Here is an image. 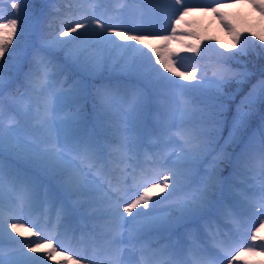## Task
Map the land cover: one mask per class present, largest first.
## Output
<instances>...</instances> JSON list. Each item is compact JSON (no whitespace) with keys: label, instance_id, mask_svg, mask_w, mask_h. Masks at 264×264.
<instances>
[{"label":"snow or ice","instance_id":"6c2138e0","mask_svg":"<svg viewBox=\"0 0 264 264\" xmlns=\"http://www.w3.org/2000/svg\"><path fill=\"white\" fill-rule=\"evenodd\" d=\"M30 2L18 0L12 4L25 13L19 33L17 19L0 23V61L7 53L9 59L5 63L14 61L27 86L39 91L47 90L59 74L61 66L55 62L58 55L93 74L118 69L134 83L123 89L112 85L96 88L92 108L96 119H103L119 108L136 129L145 122L155 104L162 116L160 136L178 138L180 151L172 158L166 153L146 156L147 168L121 169L127 175L115 184L109 183L105 189L91 175L93 170L100 171L103 146L93 137L77 138L74 125L79 124L81 112L68 113L63 118L54 114L57 108L53 104L60 105L71 97L58 94L55 101L49 97L35 115L23 97L15 100L12 109L15 114L9 122L4 124L0 116V264H31L35 257L29 253H44L47 261L54 264H68V261L95 264L94 257L101 251L102 264H149L148 255L161 257L159 264H249L239 260L241 251L252 254H257V249L264 251V236H258L264 228V219L257 221L255 231H249L252 243L241 242L237 237L250 210L264 217V123L250 132L256 106L264 105V73L235 113L230 114L231 98L224 91L225 85L233 80L242 83L248 74L234 73L224 62L212 70L210 77L199 65L184 68L178 54L169 51L167 43L175 39L177 27H170L171 35L145 30V13L140 6L147 0H114L116 7L112 14L105 8L108 0H81L76 9L80 18L51 37L41 34L39 18L28 14ZM172 2L179 5L178 18L174 19L179 26L192 8L186 0ZM216 3L210 10L223 21L226 17L219 0ZM251 3L264 16V0H251ZM129 5L139 9L138 21L134 24L123 15ZM225 26L237 43H241L240 32L230 23ZM89 33L93 35L89 37ZM253 35H259L264 41V34ZM17 36L19 39L13 46ZM151 39L164 41V46L158 48L146 43ZM189 51L198 52V46L190 45ZM246 54V49L241 47L233 55ZM10 86L4 80L0 63V110ZM80 91L72 90V97L79 96ZM169 95H173L176 105L171 120L169 105L163 99ZM29 118L35 120L36 128L48 134V140L37 142L21 134V121ZM257 144L258 153L255 152ZM234 146L240 147L238 153L229 151ZM6 157L26 161L37 175L6 165ZM85 164L89 165L88 169L82 166ZM227 167H232L229 180L223 177ZM254 170L260 176L256 190L244 186L245 181L240 179ZM39 177L55 181L64 193L90 196V203L103 205L102 217L93 214L103 224L98 225L102 243L98 248L93 247L91 257L75 253L78 258L68 256L63 262L57 261L58 248L53 243L56 237H43L42 230L33 231L34 227L39 228L38 224L28 227L30 221L21 222L26 212L52 203L53 190L45 187ZM157 205L163 206L157 208ZM71 211V205L56 207L52 203L50 215L60 221ZM217 222L229 227V231H224ZM47 226H53L51 220ZM180 227L186 229V239L180 238L163 247L153 243L154 234L171 233ZM16 236L38 239L17 240ZM6 239L23 245L18 255L4 250ZM72 240L76 242L75 234ZM257 240L259 244L254 243ZM58 243L62 246V241Z\"/></svg>","mask_w":264,"mask_h":264},{"label":"rangeland","instance_id":"374dc122","mask_svg":"<svg viewBox=\"0 0 264 264\" xmlns=\"http://www.w3.org/2000/svg\"><path fill=\"white\" fill-rule=\"evenodd\" d=\"M37 1H41V0H37ZM147 2H151V3L143 5L145 8V12H144L145 15L143 21L145 30L162 33L164 35H171L170 27H177V35L175 39H172L167 43H168L169 51L178 54L177 58L183 64L184 68H191L195 65H199L202 69H205L207 71V75L210 77L212 74V70L216 66H218L220 62H224L225 66L231 69L232 72L248 74V78L243 80L242 83H237L235 80H233L227 85H225L224 91L227 94V96L231 98V102L229 103V111L230 114H234L236 107L240 104L241 100H243L244 97L251 90L252 85H254L261 78V75L256 76L250 71L249 68V66L256 65L257 61H264V41H261L259 39V35H253V33L264 34V16L261 15L259 9L253 7L251 0H219V4L221 5V12L226 17V19L222 21L219 15L213 13L210 10L211 7L217 6L216 0L207 6H203L202 3H204V0H186L188 6L192 8V11L187 16L184 17V19L180 22L179 26H176L174 23V19L178 18V14L176 10L177 8H179V5H174L172 0H147ZM13 3L15 2L12 1L8 3L7 9L12 11L13 14L16 12L14 19H17L18 21L17 31L19 33L20 21L25 15V13L22 11V9L12 8ZM205 8H208L209 10L205 11ZM130 12L124 11L123 15L130 23L134 24L138 21L139 11L137 12L135 9H132L131 14H129ZM28 14L36 17V14L32 11V2H30L28 5ZM0 15H1L0 18H2L0 19V23H6L7 21L11 20L5 17L3 8L1 6H0ZM170 19H171V23H170ZM229 23L233 27H235L238 32H240L241 43H237V41L234 39L233 34L225 26L226 24ZM39 30L41 34H43L46 37L55 36L58 33L56 31L55 32L50 31L51 28L48 25L41 28V24H40ZM190 33H195V35H191ZM92 35L93 33L88 34L89 37ZM84 38H88V37H84ZM16 39H19V36L14 38L13 46H16L15 43ZM146 43H151L152 46L154 47L162 48L165 42L156 39H151L149 41H146ZM190 45L198 46V52L189 51ZM241 47H244L246 49L247 54L233 55L234 53H238ZM145 50L150 51V49L147 48ZM221 53H223L224 55H221ZM8 59H9L8 54L6 53L5 57L3 58L2 61H0V63L3 64V76L5 82L6 83L10 82L11 84H13L14 82H17L16 81L17 75H21L22 73H19L18 70L14 67V61L5 63V61H8ZM198 60L202 61V63L200 62L197 63L196 61ZM69 62L74 67L78 68V70L82 72L84 75H87L89 77L98 75L91 73L85 68L73 64L71 61ZM115 70L116 72L118 71V69ZM181 70H183V68ZM24 71H27V68H25ZM58 76L59 74L56 76V79L51 82L50 86L45 91H39L27 86V83L24 80V76H23V81L19 84H16L15 86V89H17L19 86L20 87L22 86V91H17V94H19V96L16 97L14 95L12 98H10L12 100L10 99L6 100L5 98H3L2 111L3 110L5 112L9 111L11 108L10 105H14L15 100H19L21 97H23L24 103L31 105L33 114L35 115L37 110L41 109V105L44 103V101L47 98L51 97L53 101H55V97L58 94H66L69 97H71V100L65 101L60 105H55L54 103L53 106L56 107L57 110L59 108H62L63 106H66L67 104H69V102H72L74 97H72V91L68 89L58 90L56 91L57 93L54 94L53 85L54 82L58 81L57 78ZM115 82L116 85L115 84L114 85L120 87L121 89L126 88L125 86H123L125 85V83H131V84L134 83L133 81H125L124 79H116V78H109L108 80L105 81V83H115ZM117 82H121V83H117ZM99 85L101 86V84ZM245 86L246 89L243 90ZM75 90H81L79 96H76L80 100V102H85L87 99H89L90 102L93 101V99L90 98V96H87L90 89L89 86L86 85L85 83H79ZM174 91L175 89L172 90L173 93ZM166 98L167 99L165 100L169 105V112H170V116L168 118L169 120H171L175 115L176 105L173 95H169ZM34 105H38V107ZM152 107L153 109L149 111L151 117L155 120L158 119L159 121H161L162 119L161 113L157 110L156 106L154 107L153 105ZM77 111L81 112L80 122L79 124L74 125V127L77 130H82V127L84 126V122L86 121L87 112L76 109L70 111L69 113H73ZM120 112H122L121 116L123 117L124 124L127 126L125 128L126 129L125 133H127L129 132V130L131 131L130 126L132 125L128 123V118L121 109L119 108L113 109V111L111 112L110 115H108V117L109 120H111L112 118L119 120L121 118V116L119 115ZM90 113H92V108L90 109ZM260 116L264 117V105L258 104L256 106V111L252 118L251 124L254 123V121L257 120ZM262 123H264V120ZM34 125H35V120L32 118H29L28 120H22L20 130L21 132L23 131L24 134L30 135V137L33 136L37 140V142L48 140L49 139L48 134L36 128ZM223 134L225 137L227 136L228 134L227 129L224 130ZM176 140L177 138H174V141ZM150 141L153 142V139L151 137H150ZM156 151L162 152L163 149H157L156 146L153 153H157ZM179 151L180 148L178 144L175 143V146L170 148L168 151L170 154L168 155L169 158H172L173 154ZM255 152L257 153L259 152L258 144L256 146ZM5 164L10 165L8 158L5 159ZM10 166L15 169H18L21 172H26V170L18 167L16 164L14 165L11 164ZM253 175H255L256 177H260L258 170H254L252 173H245L244 180L250 184L248 186H251L253 190H256L259 188L260 184L259 185L255 184L256 181H253L254 178L252 179ZM74 197H79V196H74ZM162 206L163 205H157V208H160ZM260 219H264V217L257 216L254 213V211L250 210L247 213L246 219L244 220V222L246 223L244 228L245 229L244 233L241 234L240 232H238L237 234V237L241 242L248 240L249 243H252L250 241L248 233L249 231L256 230V227H258L257 221ZM203 223L204 222L202 221L201 225H203ZM221 225L224 224L219 223V226L222 228ZM226 230L229 231V227H226ZM201 231L202 232L204 231L203 227H201ZM185 233H186V229L182 227L181 235L185 237L184 239L187 238ZM13 236H15L14 233ZM156 236L159 238V240L161 239L160 241H164L161 244V246L163 247L164 245L173 243L176 240H178L180 238L179 237L180 231H176V229H174L173 232L171 233L169 232L156 233ZM258 236H264V228H261L259 230ZM18 237L19 236H16V239H18ZM169 237H171V240H169ZM58 241L64 242L66 241V239L62 238L60 240L53 241V243L58 248L56 260L65 261L68 256L63 251V246H61V243H58ZM259 243L260 241L257 240L256 244ZM16 247L17 248L14 249L5 246L4 250L7 253L15 256L19 254V251L23 247V245L17 244ZM44 247L47 248L46 242L44 243ZM29 255L35 257V259L31 262V264H54L53 261H47L46 257L44 256V253H29ZM239 260L244 262H249V264H260L261 261H264V251L258 249L257 254L241 251V256L239 257Z\"/></svg>","mask_w":264,"mask_h":264},{"label":"trees","instance_id":"16d2710c","mask_svg":"<svg viewBox=\"0 0 264 264\" xmlns=\"http://www.w3.org/2000/svg\"><path fill=\"white\" fill-rule=\"evenodd\" d=\"M17 2L18 0H0V6L3 8V12L5 14L6 18L14 19L16 12L13 14L12 11L8 10V3L10 2ZM32 2V11L36 14V18H39L41 28L45 26H50L52 32H58L61 28L67 29L68 25L71 23H74L77 19H79V15L76 12V9L79 7L81 0H33ZM151 2H146L145 4H149ZM144 5V4H143ZM141 5L140 7L145 12L144 6ZM116 7V4L114 0H108V2L105 4V8H107L108 13L112 14L114 8ZM13 8V7H12ZM132 9H135L137 12L139 9L135 5H129V7L125 10L126 12L132 13ZM173 9V8H172ZM133 20V19H132ZM55 62L61 66L59 70V75L61 78H64V81H57L54 84V88L58 90H75L79 83H85L89 86V93L87 96H90V98L93 99V94L96 90V88L100 87L99 84L106 85V80L109 78H116V79H124L125 81H131L129 80L124 74L119 72V70L116 72L114 68L108 69L105 71L102 75H96L89 77L87 75H84L82 72L78 70V68L74 67L69 61L65 60L63 55H58L56 57ZM197 63L202 61L198 60ZM250 71L257 75H262L264 73V61H257L256 65L249 66ZM15 84L9 89L8 94L10 92L12 94L16 93L17 91H22V86L15 89V85L19 84L23 81V74L17 75ZM253 82V81H252ZM131 84V83H130ZM133 84V83H132ZM131 84V85H132ZM252 84V83H251ZM250 84V85H251ZM130 86V85H128ZM246 89V86L243 90ZM7 94H5L4 98H6ZM163 99H167L166 97H163ZM154 107L156 106L153 104ZM152 105V106H153ZM93 108V101L90 102L89 99H87L85 102H80V100L77 97H74L72 102H69L66 106H63L62 108H59L55 115L58 117H63L66 114H68L72 110H83L87 112L86 121L84 122V126L82 127V130H78V139L79 138H88L93 137L96 140L100 142V144L105 148H107L109 153H112V151L116 152H122L126 150V147L124 146V142L126 143L124 136L122 133L126 129V125L124 124L123 117L119 120L112 118L109 120V117L106 116L103 119H96L95 114L90 113V109ZM153 109V107L150 108V110ZM149 110V111H150ZM263 116H260L257 120L254 121V123L251 124L250 132L256 131L258 127L263 122L262 120ZM116 118V117H115ZM4 122V121H3ZM5 123L7 124V120L5 119ZM4 123V124H5ZM91 128L92 131L88 135V129ZM131 131L134 134H146V131H149L154 134L156 137V142L161 141H167L168 139H164L161 136H159L158 132L160 131V121L157 119H153L148 113V115L145 118V122L137 127L136 129H133L132 126H130ZM84 130V132H83ZM129 130L128 136L130 137V140L135 142V146L138 143V138H135L134 134ZM37 141V140H36ZM230 152H233V154L238 153L240 151L239 146H234L233 148L229 149ZM8 160H10L12 163L16 164L18 167L26 170V172L32 173L37 175L35 170L31 167L29 163L22 159H18L15 157H7ZM232 170V167H227L223 173V177L227 176L226 173ZM39 179L44 180L46 182H55L50 181L44 177H39ZM58 188V187H57Z\"/></svg>","mask_w":264,"mask_h":264},{"label":"bare ground","instance_id":"6f19581e","mask_svg":"<svg viewBox=\"0 0 264 264\" xmlns=\"http://www.w3.org/2000/svg\"><path fill=\"white\" fill-rule=\"evenodd\" d=\"M240 256H241V253H240ZM240 256H239V257H240ZM242 258H243V257H242Z\"/></svg>","mask_w":264,"mask_h":264}]
</instances>
